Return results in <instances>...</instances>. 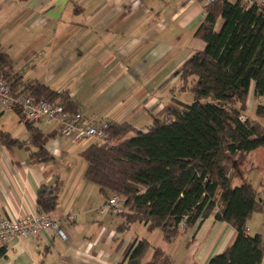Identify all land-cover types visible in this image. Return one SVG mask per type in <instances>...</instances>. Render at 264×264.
<instances>
[{"label":"crops","instance_id":"0c3cea01","mask_svg":"<svg viewBox=\"0 0 264 264\" xmlns=\"http://www.w3.org/2000/svg\"><path fill=\"white\" fill-rule=\"evenodd\" d=\"M205 6L198 0H0V30L19 22L0 41L17 74L67 92L90 124H129L146 133L174 98L193 102L190 93L179 92L177 73L206 47L195 38ZM259 102L252 84L247 115L255 114ZM12 117L0 134L28 141L30 132L19 116L0 109V122ZM43 122L35 127L53 136L45 145L50 161L32 162L34 147L28 151L0 144V221L38 215L41 187L60 186L58 205L49 217L58 221L66 239L53 232L14 238L0 244V264H123L140 239L163 248L175 264H208L234 243L236 230L215 215L172 245L143 224L121 231L124 218L103 212L109 199L85 178L81 154L95 141L73 143L57 124L44 131ZM241 168L254 172L257 180L251 184L264 202V148L251 153ZM135 225L148 233L140 238ZM247 234L264 236V211L248 222ZM187 235L184 253H172L169 247L180 246Z\"/></svg>","mask_w":264,"mask_h":264},{"label":"trees","instance_id":"16d2710c","mask_svg":"<svg viewBox=\"0 0 264 264\" xmlns=\"http://www.w3.org/2000/svg\"><path fill=\"white\" fill-rule=\"evenodd\" d=\"M198 2L206 6L195 38L206 47L177 73L179 92L190 93L193 102L174 98L146 133L129 124H109L112 146L95 142L81 154L87 164L85 178L108 199L118 197L124 202L121 231L143 224L149 232L160 231L163 241L172 245L215 215L217 221L232 226L237 236L208 264H263L264 236H249L247 224L264 211V202L251 183L236 182L250 154L264 148V0L253 6L244 0ZM0 81L8 83L16 95L63 103L70 113L79 111L67 92L57 93L17 74L1 41ZM252 84L260 99L255 118L247 115ZM13 111L30 139L21 142L1 133L0 144L28 151L34 147L32 162L50 161L45 145L53 136L43 135L19 110ZM59 194L60 186L41 187L39 214L49 216ZM123 264L175 263L163 248L140 239Z\"/></svg>","mask_w":264,"mask_h":264},{"label":"built area","instance_id":"2783aa9c","mask_svg":"<svg viewBox=\"0 0 264 264\" xmlns=\"http://www.w3.org/2000/svg\"><path fill=\"white\" fill-rule=\"evenodd\" d=\"M215 0H210V2ZM235 2L237 0H227ZM247 5L257 4V0H244ZM257 2V3H256ZM0 109L13 111L19 110L25 121L30 124H38L42 121L52 122L58 125L61 135L68 137L73 143L84 139H92L96 143L109 145V125L95 126L90 124L81 113H70L63 103L41 99L35 100L29 96H19L13 93L11 86L0 81ZM103 212H112L117 216L126 213L124 202L118 197L108 200ZM184 225L181 226L183 229ZM42 232H53L56 236L66 239L58 221L47 215L27 216L17 220L4 219L0 221V244L14 238H29L38 236Z\"/></svg>","mask_w":264,"mask_h":264},{"label":"rangeland","instance_id":"374dc122","mask_svg":"<svg viewBox=\"0 0 264 264\" xmlns=\"http://www.w3.org/2000/svg\"><path fill=\"white\" fill-rule=\"evenodd\" d=\"M2 17V16H1ZM0 17V25H1V22L2 21H4L3 20V18H1ZM17 25H19V22L18 23H16V24H13L11 27H9L7 30H0V36L1 37H6V36H8L11 32H12V30H13V28L15 27V26H17ZM8 47L10 46V45H7ZM7 46H5L6 47V49H8V47ZM11 48V47H10ZM11 50H12V53H14V51H15V48H11ZM180 96V94H178V97ZM248 116L251 118V117H254L255 118V114H254V112H249V114H248ZM16 117V116H15ZM15 117H12L11 119H8V118H6V119H4L3 121H1L0 122V127L2 126H4L6 123H8V125H10L11 124V122L13 121V120H15ZM54 126H55V123H52V122H48V121H45V122H43L42 124H41V128L44 130V131H50V130H52L53 128H54ZM88 141H91V142H93V140L92 139H89ZM242 167V166H241ZM241 170H243L242 168H240ZM256 173V172H255ZM254 172H246V173H243V175L241 176V178L236 182V184L238 185L239 184V182L240 181H242V182H249V183H252V181H254V184L256 183V180H257V178H255L254 179ZM255 188V187H254ZM256 191H258V189L257 188H255V192ZM138 224V223H137ZM137 226V229L135 230V232L136 233H139L138 235H139V237L140 238H143V236H144V234H147L148 233V231H147V229H144L143 228V226L142 227H140L139 225H135L134 227H136ZM155 236H156V233H153V235L151 236L152 237V239H154L155 238ZM188 238V235L186 236V237H182L181 238V242H183V243H181V245L180 246H178V242L176 243V245H175V247H174V249H172V247H169V250L172 252V253H175L176 251L177 252H179V253H181V254H183L184 253V250H186L185 249V243H186V239ZM171 252H169V253H171ZM176 252V253H177ZM187 254H188V252H187ZM176 261L177 262H179V259L177 258V256H176Z\"/></svg>","mask_w":264,"mask_h":264}]
</instances>
